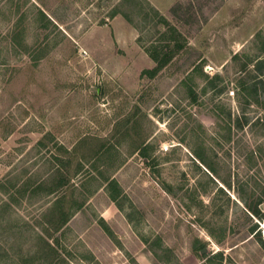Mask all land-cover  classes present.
Returning a JSON list of instances; mask_svg holds the SVG:
<instances>
[{
  "label": "rangeland",
  "instance_id": "obj_1",
  "mask_svg": "<svg viewBox=\"0 0 264 264\" xmlns=\"http://www.w3.org/2000/svg\"><path fill=\"white\" fill-rule=\"evenodd\" d=\"M0 264H264V0H0Z\"/></svg>",
  "mask_w": 264,
  "mask_h": 264
},
{
  "label": "trees",
  "instance_id": "obj_2",
  "mask_svg": "<svg viewBox=\"0 0 264 264\" xmlns=\"http://www.w3.org/2000/svg\"><path fill=\"white\" fill-rule=\"evenodd\" d=\"M154 11L156 12V10ZM160 21L164 22L165 24H168V22L163 17H161ZM170 30L173 34L178 33L176 29L174 28H170ZM183 47L184 46L180 44L179 41H176L174 44H170V43L161 44L160 43L158 46H154L152 49H148L147 51L149 55L151 56V58L155 61L156 66L151 70H144L142 72V75L144 76L147 75L149 77H155L162 69H164L172 61V59L180 52V50L183 49ZM108 185L113 187L114 189V192L110 193V197L113 199V201H115L117 199V194L120 192V190L117 189L119 187L118 183L115 179H112V180H108ZM262 202H263L262 200L254 204L247 202L246 208L254 216L263 218V214H261V211L259 209V205ZM63 223H66V220H64ZM194 249L199 255H203L202 251L204 249V245L202 244H200L199 246L194 245Z\"/></svg>",
  "mask_w": 264,
  "mask_h": 264
},
{
  "label": "water",
  "instance_id": "obj_3",
  "mask_svg": "<svg viewBox=\"0 0 264 264\" xmlns=\"http://www.w3.org/2000/svg\"><path fill=\"white\" fill-rule=\"evenodd\" d=\"M206 250H204V252H205Z\"/></svg>",
  "mask_w": 264,
  "mask_h": 264
}]
</instances>
